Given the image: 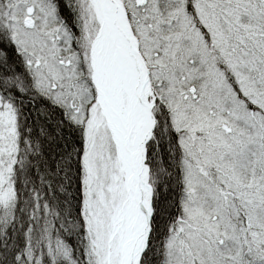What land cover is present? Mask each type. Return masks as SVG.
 <instances>
[{"label":"snow or ice","instance_id":"6c2138e0","mask_svg":"<svg viewBox=\"0 0 264 264\" xmlns=\"http://www.w3.org/2000/svg\"><path fill=\"white\" fill-rule=\"evenodd\" d=\"M0 264H264V0H0Z\"/></svg>","mask_w":264,"mask_h":264}]
</instances>
